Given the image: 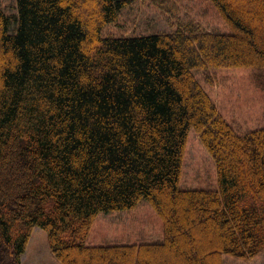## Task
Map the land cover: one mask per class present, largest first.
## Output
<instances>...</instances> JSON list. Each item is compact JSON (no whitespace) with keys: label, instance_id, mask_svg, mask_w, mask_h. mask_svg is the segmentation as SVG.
Instances as JSON below:
<instances>
[{"label":"trees","instance_id":"obj_1","mask_svg":"<svg viewBox=\"0 0 264 264\" xmlns=\"http://www.w3.org/2000/svg\"><path fill=\"white\" fill-rule=\"evenodd\" d=\"M16 1L15 33L0 9V264H22L34 228L61 264H224L264 252V129L238 135L195 76L264 68V0H211L229 35L190 24L104 39L136 0ZM192 129L218 190L181 189ZM141 201L162 219V243L86 245L99 214Z\"/></svg>","mask_w":264,"mask_h":264},{"label":"rangeland","instance_id":"obj_2","mask_svg":"<svg viewBox=\"0 0 264 264\" xmlns=\"http://www.w3.org/2000/svg\"><path fill=\"white\" fill-rule=\"evenodd\" d=\"M0 9L5 18L10 19L11 33H15L17 1L0 0ZM92 11L91 6L85 5L86 14ZM190 24L206 33L233 34L211 0H136L121 11L115 22L103 28L101 37L174 33L181 26ZM195 76L220 115L238 135L264 129V68L209 67L196 71ZM180 184L182 190H218L216 162L194 129L189 132L185 147ZM164 240L162 219L147 201H141L132 210L99 214L92 224L86 245L140 246L159 244ZM222 258L224 264H264V252L246 260L226 254ZM22 264H61L53 255L44 230L33 229Z\"/></svg>","mask_w":264,"mask_h":264}]
</instances>
